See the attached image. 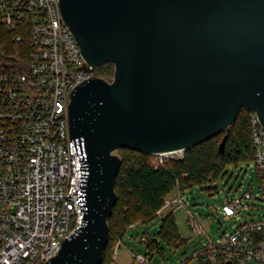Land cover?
Returning <instances> with one entry per match:
<instances>
[{
	"label": "water",
	"instance_id": "obj_1",
	"mask_svg": "<svg viewBox=\"0 0 264 264\" xmlns=\"http://www.w3.org/2000/svg\"><path fill=\"white\" fill-rule=\"evenodd\" d=\"M60 8L88 62L115 71L73 88L84 215L45 264H101L120 148L187 150L228 130L242 108L264 126V0H60Z\"/></svg>",
	"mask_w": 264,
	"mask_h": 264
},
{
	"label": "built area",
	"instance_id": "obj_2",
	"mask_svg": "<svg viewBox=\"0 0 264 264\" xmlns=\"http://www.w3.org/2000/svg\"><path fill=\"white\" fill-rule=\"evenodd\" d=\"M100 67L84 57L60 0H0V264H45L81 226L82 169L70 140L69 104L74 87L102 77ZM250 124L253 163L264 173V126L256 112L250 111ZM184 152L156 153V163L182 159ZM258 198L246 190L227 199L222 211L240 223L196 253L203 264H264V216L244 219ZM183 205L176 191L163 207ZM188 221L194 232L206 233L190 209ZM135 260L148 259L136 253Z\"/></svg>",
	"mask_w": 264,
	"mask_h": 264
},
{
	"label": "trees",
	"instance_id": "obj_3",
	"mask_svg": "<svg viewBox=\"0 0 264 264\" xmlns=\"http://www.w3.org/2000/svg\"><path fill=\"white\" fill-rule=\"evenodd\" d=\"M115 66L106 63L99 73L112 80ZM227 135L224 151L219 146ZM122 158L120 171L115 179L118 200L109 218V237L101 264H113L112 253L116 243L123 242L129 227L141 222H149L158 217L157 211L173 191L184 193L194 185L208 189L219 177L224 176L226 167L241 161H254L255 153L250 124V111L242 108L235 122L228 130L188 148L182 159L170 158L163 164L156 163V154L128 148L118 151ZM260 189L264 193V173L257 168ZM252 191V190H251ZM158 231L150 236L147 231L139 235L147 236L145 242L150 254L161 251L164 241L172 248L182 246L181 236L174 211L161 217ZM223 264H227L226 261Z\"/></svg>",
	"mask_w": 264,
	"mask_h": 264
},
{
	"label": "rangeland",
	"instance_id": "obj_4",
	"mask_svg": "<svg viewBox=\"0 0 264 264\" xmlns=\"http://www.w3.org/2000/svg\"><path fill=\"white\" fill-rule=\"evenodd\" d=\"M118 153V152H117ZM119 154V153H118ZM246 190L259 196L251 201L255 204L249 211H245L244 219L260 221L264 216V194L260 189V181L257 169L253 161H241L237 164H230L226 167L224 176L211 185V188L194 185L183 193L186 205L181 207L166 206L161 213L152 221L141 222L139 225L131 226L126 232L123 242L118 248V257L113 264H137L136 253L146 255L145 264H203L196 253L208 246L211 239L215 244L221 242L222 237L231 232L240 219L233 216H226L222 206L228 198L243 194ZM174 195L176 191H173ZM219 207L218 213L215 207ZM197 213L198 220L205 230V234L196 233L188 221V211ZM174 211L178 230L185 239L182 246L172 248L166 242H162L161 251L154 250L153 254L148 253L149 249L145 242L140 239L141 233L147 231L150 236L156 234L159 229L161 217L168 212ZM217 217H220L223 224H219ZM242 264H260L257 262H245Z\"/></svg>",
	"mask_w": 264,
	"mask_h": 264
},
{
	"label": "crops",
	"instance_id": "obj_5",
	"mask_svg": "<svg viewBox=\"0 0 264 264\" xmlns=\"http://www.w3.org/2000/svg\"><path fill=\"white\" fill-rule=\"evenodd\" d=\"M139 225V224H138ZM136 226V225H135ZM133 227V226H132Z\"/></svg>",
	"mask_w": 264,
	"mask_h": 264
}]
</instances>
